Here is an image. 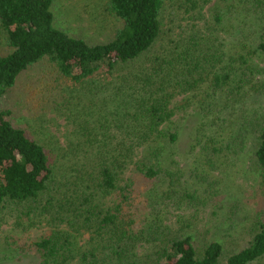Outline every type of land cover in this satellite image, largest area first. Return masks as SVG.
<instances>
[{"label": "trees", "instance_id": "1", "mask_svg": "<svg viewBox=\"0 0 264 264\" xmlns=\"http://www.w3.org/2000/svg\"><path fill=\"white\" fill-rule=\"evenodd\" d=\"M205 1L181 0L179 8L189 14ZM236 1L227 3V9ZM247 2V11L264 15V0ZM51 5L52 0H0V39L4 45L0 50V223L7 219L13 222L3 237L2 256L8 257L13 244L16 252L32 256L34 264L264 261V192L249 240L228 254L218 240L199 244L191 234L168 236L167 228L157 222L137 225V217L145 209L144 193L168 178L169 187L161 190L159 198L171 199L175 195L171 186L180 180V168L170 159L168 147L178 140L174 112L176 108L187 109L190 101L174 107L173 96L195 92L205 83L202 90L208 100L199 104L197 111L219 117L221 111L243 99L244 77L251 78L247 55L239 53L224 64L218 51L205 46L196 33L183 37L175 32L172 48L153 56L147 67L135 66L128 74L115 77H121L120 86L103 94L91 108L102 119L101 133L95 136L102 145L94 172L83 173L80 178L87 184L75 197L53 202L49 192L60 185L54 164L44 146L14 123L11 111L2 103L3 96L26 70L42 61L51 64L64 84L73 86L94 81L99 74L112 75L117 67L134 63L151 50L162 33L165 0H105V9L119 25L100 43H89L56 27ZM215 19L221 21L219 12ZM255 45L264 62V21ZM237 61L245 67L238 78L242 84L231 86L236 69L233 63ZM249 127L243 124L224 147L206 139L202 151L209 152L210 160L222 148L238 152L251 137V168L264 189V119L251 127L253 131ZM169 159L172 163L168 164ZM193 176L199 177L197 172ZM105 197L113 199L111 205L100 201ZM32 216L42 217L49 228L37 238H23L17 232ZM74 233H88L90 244L76 248ZM140 245L147 247L142 255L137 253Z\"/></svg>", "mask_w": 264, "mask_h": 264}, {"label": "rangeland", "instance_id": "2", "mask_svg": "<svg viewBox=\"0 0 264 264\" xmlns=\"http://www.w3.org/2000/svg\"><path fill=\"white\" fill-rule=\"evenodd\" d=\"M180 2L165 0L162 33L151 50L134 63L117 67L112 75L99 74L90 84L73 86L64 84L51 64L42 61L22 74L3 96L2 103L11 111L14 123L46 149L54 164L56 182L60 184L49 192L56 202L65 196V199L75 197L76 191L87 184L80 178L83 173L94 172L97 151L102 145L95 136L101 133L102 119L91 108H95L96 100L103 94L113 92L117 84L120 86L121 77L115 78L118 74H128L135 66L147 67L153 56L172 48L175 32L183 37L198 34L205 46L218 51L224 64L239 53L247 55L246 66H252V74L249 80L244 77L246 93L241 101L221 111L219 117L213 112L203 116L197 111L199 104L208 100L202 90L205 83L195 92L181 95L174 92L171 106L190 101L187 109L176 108L174 112L172 122L177 126L178 140L168 147L170 159L180 168V180L171 186L175 193L171 199L159 198L161 190L169 187L168 178L146 191L142 197L145 209L137 217V225L157 222L167 228L170 237L191 234L199 244L218 240L228 254L246 245L256 220L255 212L263 204L264 189L251 168L253 141L249 137L238 152L222 148L210 160H207L209 152H203L201 144L212 139L215 146L224 147L243 124L253 131L251 127L264 119V62L255 51L264 15L247 11L245 7L250 8L247 0L236 1L229 10L227 3L232 0H206L201 8L189 14L179 8ZM51 11L56 27L89 43L105 42L119 25L105 9V0H52ZM218 12L220 22L215 19ZM3 49L0 39V50ZM233 66L236 69L231 86L241 83L238 78L245 70L238 61ZM170 159L168 164L172 163ZM195 172L199 177L193 176ZM100 201L111 205L113 199L105 197ZM12 225L8 219L0 223V264H34L32 256L16 252L13 244L8 257L2 256L3 237ZM47 228L42 217L32 216L31 220L23 221L17 233L23 238H37ZM88 238V233H74L75 247H87ZM146 250V246L140 245L137 253L142 255Z\"/></svg>", "mask_w": 264, "mask_h": 264}]
</instances>
